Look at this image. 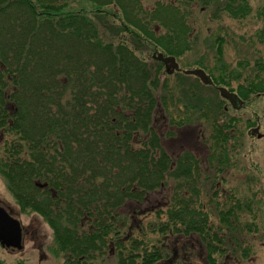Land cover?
<instances>
[{
    "label": "trees",
    "instance_id": "16d2710c",
    "mask_svg": "<svg viewBox=\"0 0 264 264\" xmlns=\"http://www.w3.org/2000/svg\"><path fill=\"white\" fill-rule=\"evenodd\" d=\"M196 2L237 19L251 11L248 0H156L153 7L143 0H0V173L20 212L49 224L51 249L69 264H95L107 249L116 264H184L201 242L209 255L219 249L215 238L223 242L212 213L197 206L207 193L201 160L163 144L174 135L169 126L194 122L178 116L181 102L198 120L213 121L210 160L221 161L219 145L230 136L219 123L226 107L207 93L229 84L223 41L216 39L221 72H207L212 85L172 74L158 58L191 49ZM259 13L264 20V6ZM256 36L264 44V26ZM144 48L154 50L152 61L136 54ZM257 63L237 88L239 103L230 102L236 109L264 91ZM195 64L206 71L203 61ZM251 134L258 137L259 128ZM153 192H161L158 207H142ZM232 212L219 213L229 229ZM153 213L156 221L143 227Z\"/></svg>",
    "mask_w": 264,
    "mask_h": 264
},
{
    "label": "rangeland",
    "instance_id": "374dc122",
    "mask_svg": "<svg viewBox=\"0 0 264 264\" xmlns=\"http://www.w3.org/2000/svg\"><path fill=\"white\" fill-rule=\"evenodd\" d=\"M176 2V0H163ZM156 0H143L147 7H153ZM251 11L247 17L237 19L227 12L214 14L213 7H203L200 3H193L189 11V24L191 27L190 38L192 47L186 53L176 57V62L181 69L190 70L198 68L196 61H203L208 70L219 74L218 53L216 39L223 41L222 60L226 64L224 77L229 84L222 87L238 93L239 84L246 85V78L258 70V63L263 64L259 73L264 78V44L257 39V31L264 26L263 16L259 10L264 6V0H248ZM158 28V26H157ZM160 31V28H158ZM218 40V39H217ZM218 40V41H219ZM162 51L160 48L155 49ZM154 50L144 48L137 50L136 54L147 61H152ZM176 70L172 71L174 74ZM210 74V72H208ZM224 73V72H223ZM187 74V73H185ZM193 80L194 74H187ZM236 76L238 78H236ZM172 83L175 76L170 77ZM201 84V82H200ZM216 92L207 91L211 98L220 100L226 107V113L220 115L219 123L229 125L228 141L219 145L220 160H210L211 152L215 151L213 121L195 117L196 113L179 103L181 113L178 116L193 117L194 122L185 125L169 126L174 135L163 140L164 147L180 150H190L200 160L203 171L201 181L207 188L203 192L197 206L207 209L211 214L210 222L217 227L216 234L223 236V242L215 238L214 244L218 250L208 254L207 245L194 247L190 259L184 264H264V91L259 94L252 93L245 99L244 106L235 108L230 101ZM177 114L176 110L174 111ZM213 120V119H212ZM164 124L167 123L163 120ZM254 124V125H252ZM259 128V135L251 134L252 128ZM2 146H0V150ZM3 149L0 152L2 155ZM214 191L216 195H214ZM160 193L153 192L144 201L142 207L153 208L162 197ZM0 206L8 208L22 221L24 230V248L10 250L0 245V264H69L67 254L55 253L51 249L53 234L49 224L36 212L21 213L19 205L8 191L5 179L0 173ZM158 207V206H157ZM156 207V208H157ZM233 210V226L229 229L227 221L222 223L219 218L221 211ZM152 210V209H151ZM148 215V216H147ZM143 216V227L156 221L157 214ZM136 216V215H135ZM138 217H140L138 215ZM231 219V218H230ZM152 224V223H151ZM134 235L137 233L134 232ZM196 241L199 242L197 235ZM146 237L153 239L158 246L165 245L163 237L158 231ZM195 238H192V241ZM163 245V246H164ZM115 252L116 248L114 247ZM109 250L104 254L96 255L95 264H116L117 258H110ZM116 255V254H114Z\"/></svg>",
    "mask_w": 264,
    "mask_h": 264
},
{
    "label": "water",
    "instance_id": "95a60500",
    "mask_svg": "<svg viewBox=\"0 0 264 264\" xmlns=\"http://www.w3.org/2000/svg\"><path fill=\"white\" fill-rule=\"evenodd\" d=\"M158 58L163 60L168 67L178 69L179 64L172 56L158 55ZM187 74H195L200 76L203 82L210 83L211 80L202 69L183 70ZM221 94L229 98L233 103L236 102V95L232 94L229 90L219 87ZM22 226L19 219L12 217L3 207H0V243L3 246L22 248Z\"/></svg>",
    "mask_w": 264,
    "mask_h": 264
},
{
    "label": "flooded vegetation",
    "instance_id": "af4514ba",
    "mask_svg": "<svg viewBox=\"0 0 264 264\" xmlns=\"http://www.w3.org/2000/svg\"><path fill=\"white\" fill-rule=\"evenodd\" d=\"M3 247V246H2ZM4 248V247H3ZM6 249H10V250H15V249H13V248H6Z\"/></svg>",
    "mask_w": 264,
    "mask_h": 264
}]
</instances>
